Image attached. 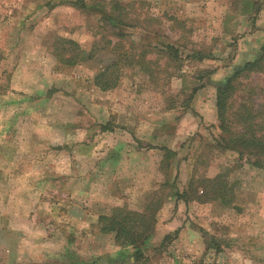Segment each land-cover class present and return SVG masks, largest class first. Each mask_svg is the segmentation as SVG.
<instances>
[{"label": "rangeland", "instance_id": "374dc122", "mask_svg": "<svg viewBox=\"0 0 264 264\" xmlns=\"http://www.w3.org/2000/svg\"><path fill=\"white\" fill-rule=\"evenodd\" d=\"M67 1L0 0V264H131L99 218L141 212L153 193L162 206L147 264H264V161L217 147L216 112L217 85L264 44V4L118 0L158 31L128 28L129 41L178 46L182 62L161 59L153 78L127 68L100 91L93 78L113 57L86 56L102 32L92 6L110 0H84L89 15ZM57 38L81 46L79 63L56 61ZM239 82L232 111L264 105V70ZM222 172L232 204L176 199L191 177Z\"/></svg>", "mask_w": 264, "mask_h": 264}, {"label": "trees", "instance_id": "16d2710c", "mask_svg": "<svg viewBox=\"0 0 264 264\" xmlns=\"http://www.w3.org/2000/svg\"><path fill=\"white\" fill-rule=\"evenodd\" d=\"M67 4L89 15V7L84 0H70ZM262 4L264 0L251 1V6L255 11ZM93 7L102 11H100L102 16L99 19L102 32L94 33L98 39L92 42L86 58L93 60L102 52H108L113 57L112 61L93 78L94 86L100 91L116 88L122 71L127 68L137 69L148 78H153L155 71L156 73L160 71L159 61L161 59L168 62L165 65L167 68L172 67L178 71L179 63L182 62L178 46L162 42L156 45L136 43L127 39L129 34L124 30L128 28L142 29L158 36V31L150 24L145 26L147 21L135 16L128 9L127 4L118 0H110L107 4L96 3ZM108 37L115 41L113 42ZM52 49L56 61L66 66L76 65L83 56L81 46L72 39L57 38L52 44ZM151 56L155 58L151 59ZM190 57L196 61L206 59V56L200 52H195ZM263 70L264 44L253 60L234 68L233 73L216 87L217 129L219 131L217 147L221 150L232 151L240 158L244 155L256 157L254 165L259 163L257 166L264 161V113L262 112L264 105L249 106L246 101H243L232 111L234 108L231 99L240 85L241 78L252 73H261ZM163 150L166 152L164 158L168 160L169 154L173 155V153L164 148ZM175 197L185 203L189 199H195L199 203L219 202L228 206L235 198V184L229 181L228 174L225 172L210 179L193 176L188 182L187 189L182 193H175ZM161 206L162 200L158 197V193H153L141 212L114 207L107 215L100 216L101 232L112 234L114 242L122 250L124 248L132 250L128 257L131 264H147L150 259L144 254L143 248L154 232L156 214ZM170 237L171 235H166L154 251L161 250Z\"/></svg>", "mask_w": 264, "mask_h": 264}]
</instances>
